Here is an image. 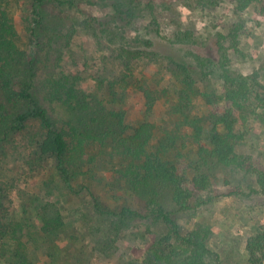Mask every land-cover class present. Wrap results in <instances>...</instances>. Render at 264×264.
Listing matches in <instances>:
<instances>
[{
  "label": "trees",
  "instance_id": "1",
  "mask_svg": "<svg viewBox=\"0 0 264 264\" xmlns=\"http://www.w3.org/2000/svg\"><path fill=\"white\" fill-rule=\"evenodd\" d=\"M4 1L0 0V143L37 120L42 130L38 152L54 160L65 183L75 176L87 147L108 148L125 162L116 170V178L138 205L136 210L122 207L113 215L110 234L116 237L121 231L145 226L151 237L141 264H221L206 245L211 228L199 225L181 234L163 200L168 197L177 213L193 215L222 197L264 196V170L251 155L236 151L245 136L244 126L256 122L264 128V86L257 71L243 74L233 66L240 54L242 22L203 38L183 26L175 12L180 8L210 15L231 4L235 14L252 6L262 16L264 0H24L29 10L24 19L27 52L17 45V23ZM47 3L72 11L70 24L48 20ZM163 16L174 26L170 35L160 30ZM78 30L91 37L105 74L90 75L96 92L83 85L87 77L80 72L58 71L63 52ZM155 62L164 63L162 79L173 80L178 87L168 110L170 127L161 131L159 139L150 121L156 96L144 84L134 81L144 111L130 131L122 110L106 107L105 99L94 94L107 88V95L117 101V88L124 91L133 82L135 67ZM210 81L218 84V92L207 85ZM198 83L205 84L203 91L196 88ZM196 96L204 101L203 116L193 114ZM53 104L60 109L57 113ZM189 145L197 147L190 180L186 167L177 168ZM216 166L252 177L257 189L245 193L238 187L226 191L213 187L209 172ZM151 225H162L167 231L154 236L148 232ZM62 227L56 211L42 215L41 233ZM245 250L248 264H264V228L247 240ZM21 258L20 264H27Z\"/></svg>",
  "mask_w": 264,
  "mask_h": 264
},
{
  "label": "rangeland",
  "instance_id": "2",
  "mask_svg": "<svg viewBox=\"0 0 264 264\" xmlns=\"http://www.w3.org/2000/svg\"><path fill=\"white\" fill-rule=\"evenodd\" d=\"M4 2L8 14L17 23V45L27 52L29 38L24 19L29 13L28 3L24 0ZM45 7L48 20L54 23L70 24L74 17L72 11L54 4L47 3ZM175 13L183 26L203 38L226 30L234 22H242L240 54L233 66L243 74L257 71L259 82L264 86V15H257L252 6L235 14L231 4L221 5L210 15L180 8H176ZM159 21L161 32L170 35L174 26L164 16L159 17ZM163 67L162 62L139 63L133 82L131 80L124 91L117 88V101L107 95L104 91H108L107 88L94 94L105 99L106 107L122 110L130 131L142 120L144 111L142 94L134 81L144 84L156 96L150 121L155 126V138L159 139L161 131L170 127L168 110L178 88L173 80L162 79ZM58 71L80 72L87 77L83 85L96 92L95 82L89 77L105 74L88 34L80 30L75 33L71 47L63 52ZM207 85L218 92L216 82L210 81ZM196 88L203 91L205 84L198 83ZM192 103L193 114L203 116L207 113L200 96L194 97ZM53 107L55 113L60 110L56 104ZM241 131L245 136L236 147L237 153L251 155L264 170V128L252 122ZM41 136L39 122L33 120L8 141L0 143V264H20L21 257L27 264H141L151 237L145 226L121 231L116 237L109 231L113 215L122 207L138 209L124 182L116 178V170L125 162L111 154L108 148L89 146L83 151V160L77 165L75 176L65 183L58 175L54 160L38 152ZM196 149L189 145L182 151V160L178 161V171L186 167L185 175L189 180L192 177L189 167L197 164ZM209 175L213 187L221 191L228 187H238L245 193L250 188L257 189L252 177L231 168L212 167ZM223 181H228L229 185L225 186ZM163 203L172 212L181 234L199 225L211 228L206 245L218 255L221 264H248L246 242L258 228H264L263 195L222 197L193 215L177 213L168 197ZM53 211L60 214L63 227L43 234L40 232L41 217ZM166 231L162 225H151L148 232L159 236ZM24 234L28 238H23Z\"/></svg>",
  "mask_w": 264,
  "mask_h": 264
}]
</instances>
